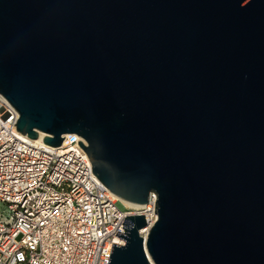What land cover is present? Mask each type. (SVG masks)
Instances as JSON below:
<instances>
[{"label": "water", "instance_id": "1", "mask_svg": "<svg viewBox=\"0 0 264 264\" xmlns=\"http://www.w3.org/2000/svg\"><path fill=\"white\" fill-rule=\"evenodd\" d=\"M0 94L121 201L157 194L108 264H264V0H0Z\"/></svg>", "mask_w": 264, "mask_h": 264}, {"label": "built area", "instance_id": "2", "mask_svg": "<svg viewBox=\"0 0 264 264\" xmlns=\"http://www.w3.org/2000/svg\"><path fill=\"white\" fill-rule=\"evenodd\" d=\"M17 120L0 94V264H108L112 244L126 242L115 234L127 232L130 215H144L146 239L155 192L143 205L121 201L92 172L80 136L49 146L18 131Z\"/></svg>", "mask_w": 264, "mask_h": 264}, {"label": "rangeland", "instance_id": "3", "mask_svg": "<svg viewBox=\"0 0 264 264\" xmlns=\"http://www.w3.org/2000/svg\"><path fill=\"white\" fill-rule=\"evenodd\" d=\"M3 209V207L2 206H0V211Z\"/></svg>", "mask_w": 264, "mask_h": 264}, {"label": "bare ground", "instance_id": "4", "mask_svg": "<svg viewBox=\"0 0 264 264\" xmlns=\"http://www.w3.org/2000/svg\"><path fill=\"white\" fill-rule=\"evenodd\" d=\"M41 137V136H40ZM145 232H147V229L145 230Z\"/></svg>", "mask_w": 264, "mask_h": 264}]
</instances>
